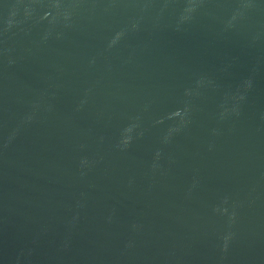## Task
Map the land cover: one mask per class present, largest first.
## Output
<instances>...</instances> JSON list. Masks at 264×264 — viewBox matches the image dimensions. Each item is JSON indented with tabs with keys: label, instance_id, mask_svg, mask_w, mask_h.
Instances as JSON below:
<instances>
[{
	"label": "water",
	"instance_id": "obj_1",
	"mask_svg": "<svg viewBox=\"0 0 264 264\" xmlns=\"http://www.w3.org/2000/svg\"><path fill=\"white\" fill-rule=\"evenodd\" d=\"M0 264H264V0H0Z\"/></svg>",
	"mask_w": 264,
	"mask_h": 264
}]
</instances>
